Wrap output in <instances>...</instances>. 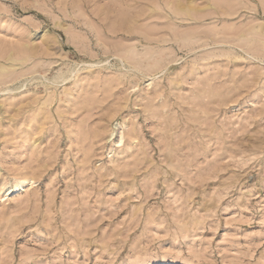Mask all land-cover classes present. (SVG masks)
<instances>
[{
  "label": "rangeland",
  "instance_id": "374dc122",
  "mask_svg": "<svg viewBox=\"0 0 264 264\" xmlns=\"http://www.w3.org/2000/svg\"><path fill=\"white\" fill-rule=\"evenodd\" d=\"M0 264H264V0H0Z\"/></svg>",
  "mask_w": 264,
  "mask_h": 264
},
{
  "label": "bare ground",
  "instance_id": "6f19581e",
  "mask_svg": "<svg viewBox=\"0 0 264 264\" xmlns=\"http://www.w3.org/2000/svg\"><path fill=\"white\" fill-rule=\"evenodd\" d=\"M110 135L111 137H115V132L112 131ZM115 142L117 143V146H122L125 144V135L123 134V132H121L120 136H118ZM26 181L27 179H21L19 183L21 184V186H23V184L26 183Z\"/></svg>",
  "mask_w": 264,
  "mask_h": 264
}]
</instances>
